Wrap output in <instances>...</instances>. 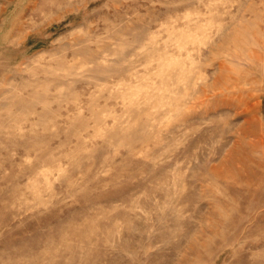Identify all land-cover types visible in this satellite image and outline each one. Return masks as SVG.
Masks as SVG:
<instances>
[{
	"label": "rangeland",
	"instance_id": "1",
	"mask_svg": "<svg viewBox=\"0 0 264 264\" xmlns=\"http://www.w3.org/2000/svg\"><path fill=\"white\" fill-rule=\"evenodd\" d=\"M0 264H264V0H0Z\"/></svg>",
	"mask_w": 264,
	"mask_h": 264
}]
</instances>
